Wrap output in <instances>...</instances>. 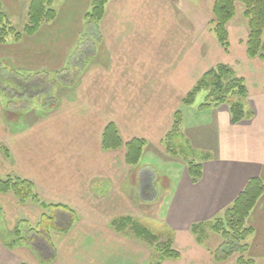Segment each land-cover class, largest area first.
Masks as SVG:
<instances>
[{"label": "crops", "instance_id": "crops-1", "mask_svg": "<svg viewBox=\"0 0 264 264\" xmlns=\"http://www.w3.org/2000/svg\"><path fill=\"white\" fill-rule=\"evenodd\" d=\"M29 2L0 0L18 31ZM186 2L175 7L172 0H108L92 42L83 37L89 0H55V19L32 35H11L0 43V174L31 181L41 201L67 205L77 215L67 232H55V258L47 264H147L149 247L111 222H139L151 209L180 254L160 264H237V253L231 262L214 261L212 249L196 242L190 226L210 229L249 178L264 182V62L246 55V31L239 41L232 36L228 51L205 29L198 39L199 9ZM180 17L187 19L180 23ZM85 50L89 58L77 56V74L69 81L54 78ZM218 63L244 79L251 118L233 124L225 104H181L202 73ZM178 109L184 143L172 154L163 138ZM108 123L123 142L145 140L136 166L125 162L123 147L102 149ZM188 160L202 165L196 183ZM41 212L38 204L0 193V223L33 224ZM246 225L254 230V251L264 249V193ZM3 239L0 264L41 263L31 246L8 248Z\"/></svg>", "mask_w": 264, "mask_h": 264}, {"label": "trees", "instance_id": "trees-1", "mask_svg": "<svg viewBox=\"0 0 264 264\" xmlns=\"http://www.w3.org/2000/svg\"><path fill=\"white\" fill-rule=\"evenodd\" d=\"M108 0H89L88 9L83 14L86 36H91L92 42L97 38V25L103 17ZM55 0H30L27 8L26 22L23 28L16 30L5 13L0 3V43L5 42L7 36L12 35L15 40L23 35L34 34L39 26L55 19ZM243 7V16L247 20L246 55L249 58H258L264 62V0H213L212 5V32L218 44L225 50L228 47L227 24L236 12V4ZM74 55L69 66L56 74L60 79L68 81L78 72L77 56L82 60L89 58L88 51H79ZM79 65L82 67L81 63ZM80 67V68H81ZM61 73V74H60ZM74 82V79L71 80ZM264 89V88H263ZM204 91V101L199 105L200 109L218 107L225 104L228 107L230 121L235 124L243 119H249L252 112L245 108L247 89L244 79L238 76L233 68L224 63H218L205 70L195 84L187 91L181 100V104L189 106L193 104L196 96ZM183 115L181 110L173 113L172 124L165 134L163 141L167 152L174 154L172 145L173 137L181 130ZM146 142L143 139L132 138L123 142L113 123L105 125L101 133V147L103 150H115L123 147L124 158L128 165L136 166L141 159ZM6 153V149L3 148ZM187 171L192 182H198L202 177V165L195 160L187 161ZM12 193L19 202L31 201L41 208L42 212L34 225L27 221L19 220L13 230V241L5 243L8 248L17 245L36 246V251L44 250L46 258L41 259L40 264H47L55 258V247L52 242V232H67L77 219L76 212L69 206L60 203H46L39 199L34 191L31 181L17 176L0 178V193ZM264 193V182L260 177H251L247 180L243 189L233 201L223 209L221 214L210 224V229L218 233L222 241L212 252L216 262L225 260L230 255L237 253V264H254L252 259L244 257L248 250L247 239L253 233V228L246 225V219L255 207L257 201ZM119 232L128 229L139 241L152 247L159 254L157 261L161 259H177L179 252L173 247L171 240L159 241L144 225L139 224L130 217H120L111 222ZM204 223H195L190 226V232L195 236L197 243L202 244L206 236ZM25 264V263H20Z\"/></svg>", "mask_w": 264, "mask_h": 264}, {"label": "rangeland", "instance_id": "rangeland-1", "mask_svg": "<svg viewBox=\"0 0 264 264\" xmlns=\"http://www.w3.org/2000/svg\"><path fill=\"white\" fill-rule=\"evenodd\" d=\"M181 1H183V0H172L175 7H178V5H179V3H181ZM187 1L188 2H186V3L188 4L189 7H192V5H196V8L199 9L195 12V17H194L195 22H196L197 38L201 39L199 37H202L201 35H203V34H201V32L203 31V29H205L206 31H209V33L211 35H213V32H212V26L213 25L211 22L212 18H213V16H212L213 0H187ZM242 12H243L242 5L237 3L235 15L227 24V32H228L227 50L223 49L219 45L224 51H228V49L230 48V43H231V39H232L233 35H235L239 41L241 39V36H242L241 33H244L245 31L247 32V24H246L247 22H246L245 17L243 16ZM183 16H184V14H183ZM184 19L186 20L187 18L186 17H180V23H184ZM84 34H85V32H84ZM9 36H11V35H9ZM213 37H214V35H213ZM246 38H247V36H246ZM97 41H99V39ZM75 51H76V49H74L72 52L74 53ZM54 78H58V74H55ZM204 96H205V92L204 91L200 92L195 98L194 105L196 106L197 104L202 103L204 101ZM180 137H181L180 134H177L175 137H173L172 145L176 149H177L178 143H180V146H182L184 143L182 141V137H181V139H180ZM2 149H3V147H2ZM146 160L148 162H150V164H152L153 167L158 166L157 160L148 159L147 157H146ZM2 176L3 175L0 174V178H2V179L6 178V177H2ZM149 209H151V207ZM147 214H148V216L146 218H143V220L139 221L138 223L144 225L152 234L157 236L159 238V241H167L170 238L167 230L163 227L161 222H157V220L155 218H152L155 215V211L153 209H151V210H149V213H147ZM19 220H21V219H18L15 222H13L11 227L9 224H7L5 222L0 223V236L2 238H4L3 244L13 241L12 240L13 239V230L17 226V223ZM24 221H27V220H24ZM29 224L34 225V223L33 224L29 223ZM124 231L128 232L129 230L126 229ZM51 234L53 235L52 241H53V239H54V241L56 239H58V237L60 235V233H55L54 231ZM249 239H250V237L248 238V243L250 245V253L251 254L249 252H248V254H250L251 256H249L248 254H244V257L248 258V259H253L255 261V264H264V249L260 248V250L254 251V249H253V244H254L253 242L254 241H249ZM221 241H222V238L218 233L213 232L212 229H209L208 227H206V236L204 238L203 244H205L206 246H209L212 249V252H214V250H216V248L220 245ZM142 243H144V242H142ZM171 243H172V241H171ZM148 247L151 250V256L148 257L147 264H158L157 261L159 260L158 258H160L159 254L152 247H150V246H148ZM32 248H34V247H32ZM35 248H36V246H35ZM38 252H40L42 259L47 257L43 249L41 251H38ZM235 255H236V253L230 255L227 259V260H229L228 262L233 261L234 257H236Z\"/></svg>", "mask_w": 264, "mask_h": 264}]
</instances>
